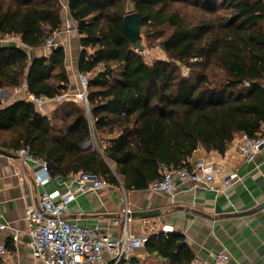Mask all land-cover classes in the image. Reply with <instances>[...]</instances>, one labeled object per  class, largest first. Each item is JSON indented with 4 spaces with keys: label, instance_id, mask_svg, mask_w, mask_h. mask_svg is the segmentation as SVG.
<instances>
[{
    "label": "trees",
    "instance_id": "trees-1",
    "mask_svg": "<svg viewBox=\"0 0 264 264\" xmlns=\"http://www.w3.org/2000/svg\"><path fill=\"white\" fill-rule=\"evenodd\" d=\"M64 10L61 0H0V35L23 45H0V91L25 83L36 97L69 91L64 48L35 59L26 49L61 31ZM68 11L80 36L79 72L94 73L90 116L97 136H109L106 148L93 142L83 103H59L57 121L28 101L4 106L0 97V150L26 148L52 177L89 173L131 192L149 189L162 166L178 169L201 147L224 155L263 128L264 0H69ZM132 12L166 60L149 65L136 53L142 43L132 45L123 30ZM145 251L157 264L196 261L177 232L150 236Z\"/></svg>",
    "mask_w": 264,
    "mask_h": 264
},
{
    "label": "crops",
    "instance_id": "crops-1",
    "mask_svg": "<svg viewBox=\"0 0 264 264\" xmlns=\"http://www.w3.org/2000/svg\"><path fill=\"white\" fill-rule=\"evenodd\" d=\"M61 1L65 9V24L57 33L55 48L62 47L66 51V68L71 81L69 91L75 93L82 48L68 11L69 0ZM16 40L20 41L13 38L0 45L17 46L13 42ZM26 49L32 59L48 57L52 52L46 46ZM0 97L2 104L8 106L28 101L30 94L25 83L21 88L5 87L0 91ZM58 106L49 102L40 113L58 121ZM98 135L106 137L105 141L109 139L108 135ZM241 138H236L224 155L207 152L201 147L189 159L190 163L205 159L213 164L217 172L213 186L187 182L176 195L165 196L149 189L126 192L123 187L106 185L97 193L80 194L70 207L67 219L73 225L96 228L100 234L117 240L123 234V227L115 225V221L123 218L126 207L132 212L159 209L162 215L157 218L133 219L128 225L129 235L149 238L167 228L186 237L196 260L216 264L212 253L224 252L230 256L228 264H264V209L253 212L264 204V149L255 162L247 163L239 158L237 150V142ZM11 154L12 157H8L0 153V223L8 226L0 231V244L9 248L4 259L7 264H38L29 246L25 210L36 204L45 193L59 191L64 194L73 179H64L62 184L53 180L45 187L38 186L34 172L39 169V164H25L16 153ZM231 173H237L239 179L226 186L223 181ZM17 231L21 234L15 241ZM137 255L143 264L148 259L156 260L145 250L138 251Z\"/></svg>",
    "mask_w": 264,
    "mask_h": 264
},
{
    "label": "built area",
    "instance_id": "built-area-1",
    "mask_svg": "<svg viewBox=\"0 0 264 264\" xmlns=\"http://www.w3.org/2000/svg\"><path fill=\"white\" fill-rule=\"evenodd\" d=\"M57 33H54L47 41V49H55ZM11 39L13 38L0 35V43ZM13 42L17 46L19 45L18 47L21 46L20 41ZM140 52L141 50L136 49L137 54L141 55ZM196 61L194 60V62ZM93 75V72L80 73L78 90L75 93L67 91L54 99L30 95L28 102L39 112L49 102L55 104L67 101L83 103L88 111L90 126L94 132L93 142L98 145V142L102 141V148L105 149L106 137L97 136L94 130V121L90 116L88 87ZM263 149L264 126L256 137L244 136L237 142L239 158L247 163L255 162ZM16 154L25 164L31 162L39 164V169L34 172L35 182L38 186L45 187L53 180L59 184L64 182L63 178L52 177L48 164L34 158L28 149H20ZM212 165L205 159H199L195 163H190L189 160L184 161L178 169L162 166V179L150 185L149 190L165 196H174L187 182H192L195 185L213 186L217 172ZM71 178L73 179L72 184L64 194L59 191L45 193L36 204L27 207L25 210V219L28 222L27 236L30 239L29 246L33 251L35 261L38 264H143L137 253L140 250H145L147 238L129 235L128 225L133 217L132 210L128 207L123 211V218L115 221V225H122L123 227V234L117 240H112L108 235L100 234L96 228H82L69 223L67 217L70 213V207L76 202L80 194L97 193L108 185L97 175L89 173L77 174ZM238 179L237 173H231L224 179L223 183L228 186ZM1 217L0 210V219ZM7 228V225L0 223V231ZM163 232L171 233L167 228ZM20 234L17 231L15 241H18ZM7 255V246L0 244V260H4ZM211 257L216 264H228L230 261V256L224 252L212 253ZM194 264L207 263L196 260Z\"/></svg>",
    "mask_w": 264,
    "mask_h": 264
},
{
    "label": "water",
    "instance_id": "water-1",
    "mask_svg": "<svg viewBox=\"0 0 264 264\" xmlns=\"http://www.w3.org/2000/svg\"><path fill=\"white\" fill-rule=\"evenodd\" d=\"M124 33L132 45H136L141 42L143 39L139 15L136 12L128 14L123 23ZM2 155L12 157V154L7 151L0 150ZM264 204L260 205L258 209H255L253 212L258 210H263ZM250 213H243L242 215H247ZM162 215L161 210H146V211H134L132 212L133 219H154Z\"/></svg>",
    "mask_w": 264,
    "mask_h": 264
},
{
    "label": "rangeland",
    "instance_id": "rangeland-1",
    "mask_svg": "<svg viewBox=\"0 0 264 264\" xmlns=\"http://www.w3.org/2000/svg\"><path fill=\"white\" fill-rule=\"evenodd\" d=\"M169 33V31L167 29H165L163 31L164 35H167ZM155 40V41H153ZM159 42L160 40L158 39H147L145 37V35L143 34V39L141 41V45L140 47H138L139 50H141V57L145 60V62L147 64H152L157 60H166V55L164 54V52L161 50L160 46H159ZM140 43V42H139ZM146 264H157L156 260H150L148 259Z\"/></svg>",
    "mask_w": 264,
    "mask_h": 264
}]
</instances>
